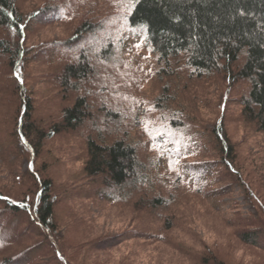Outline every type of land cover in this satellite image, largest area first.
<instances>
[{"label": "rangeland", "instance_id": "obj_1", "mask_svg": "<svg viewBox=\"0 0 264 264\" xmlns=\"http://www.w3.org/2000/svg\"><path fill=\"white\" fill-rule=\"evenodd\" d=\"M47 7L56 10L47 16ZM17 9L26 22L21 44L44 48L50 62L26 58L21 93L10 81V55L0 54V195L33 202L35 177L50 180L56 237L68 264H264V252L234 234L264 212V131L242 104L249 83L223 63L198 77L184 53L164 61L145 45L137 48L144 37L128 34L124 14L131 7L122 0H18ZM79 36L67 49L57 46ZM0 38L13 43L18 36L6 27ZM94 46L99 56H91L79 89L61 93L51 76L79 47ZM21 95L44 129L60 124L64 109L82 97L100 131L86 122L48 135L29 169L31 157L15 136ZM88 139L132 145L140 178L112 191L101 187L85 172ZM3 204L0 264H60L49 246H39L47 234L27 212Z\"/></svg>", "mask_w": 264, "mask_h": 264}, {"label": "trees", "instance_id": "obj_2", "mask_svg": "<svg viewBox=\"0 0 264 264\" xmlns=\"http://www.w3.org/2000/svg\"><path fill=\"white\" fill-rule=\"evenodd\" d=\"M17 1L0 0V30L10 27L18 36L13 43L0 38V54L10 55V61L15 65V76L10 81L14 89L22 93V63L27 57L29 61L39 64L49 63L50 58L42 56L46 51L44 48H28L21 44V31L26 27V22L17 9ZM46 9L47 16L56 10L50 7ZM62 9L60 6L61 13ZM31 18L36 21V15ZM127 24L142 32L147 41L145 46L154 49L153 52L161 60L184 53L187 65L198 77L217 70L223 63L227 73L235 79L247 81L249 91L242 103L243 112L264 131V0H143L131 7ZM90 28V25L88 27L83 24L81 30L90 33ZM80 40L81 36L73 42L68 40L57 46L67 49ZM91 56H99L97 46L93 50L79 47L77 52L71 54L73 60L66 62L56 75L51 76V83H56V88L63 94L78 90L79 83L89 73ZM232 65L236 67L235 73ZM24 97L21 95L15 136L19 149L31 157L29 169H32L33 158L39 153L41 143L48 135L56 131L77 130L85 126L86 122L100 131L97 118L91 115L86 99L82 97L76 98L71 106L64 109L60 124L50 125L47 129L39 128L34 122L32 103ZM221 151L225 155L223 159H227L230 154L228 147L223 146ZM88 153L86 174L101 179V187H107L110 191L142 175L135 148L123 140L96 143L88 139ZM35 178L38 189L33 202L13 201L0 195V201L4 203L2 207L12 213L26 211L32 225L47 234V237L39 236V246H49L52 259L60 264H68L56 237L51 182L48 179L40 181L38 175ZM250 221L244 224L248 228L235 230L234 234L241 242L264 252V212Z\"/></svg>", "mask_w": 264, "mask_h": 264}, {"label": "snow or ice", "instance_id": "obj_3", "mask_svg": "<svg viewBox=\"0 0 264 264\" xmlns=\"http://www.w3.org/2000/svg\"><path fill=\"white\" fill-rule=\"evenodd\" d=\"M122 2H126V3L129 5V7H135V6H137L138 4L142 3L143 0H122ZM124 18H125V19L127 18V14H126V13L124 14ZM149 30H150V29H149ZM128 34L131 35V36H135V35H137V32H136L135 27H133V28H129V29H128ZM146 43H147L146 40H141V42L138 43V44H136L135 46H136L137 48H140V47H143ZM151 51H154V49H150V52H151ZM149 58H150V57H149ZM157 59H160V57H157ZM149 72H151V69H149ZM21 82H22V81H21ZM169 167H171V163H169Z\"/></svg>", "mask_w": 264, "mask_h": 264}]
</instances>
